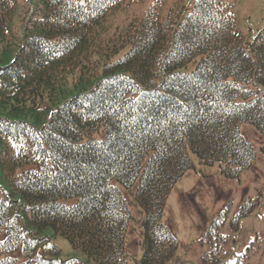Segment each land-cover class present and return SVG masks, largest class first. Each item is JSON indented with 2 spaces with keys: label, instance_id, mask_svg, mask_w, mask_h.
Wrapping results in <instances>:
<instances>
[{
  "label": "trees",
  "instance_id": "16d2710c",
  "mask_svg": "<svg viewBox=\"0 0 264 264\" xmlns=\"http://www.w3.org/2000/svg\"><path fill=\"white\" fill-rule=\"evenodd\" d=\"M142 1L0 0V264H79L50 229L88 264H138L117 183L137 186L139 264H168L163 215L191 152L228 175L254 164L241 125L264 133V29L247 45L226 0L113 23Z\"/></svg>",
  "mask_w": 264,
  "mask_h": 264
},
{
  "label": "rangeland",
  "instance_id": "374dc122",
  "mask_svg": "<svg viewBox=\"0 0 264 264\" xmlns=\"http://www.w3.org/2000/svg\"><path fill=\"white\" fill-rule=\"evenodd\" d=\"M153 0L134 4L114 16L113 23L122 25L142 15ZM175 0H161L164 14ZM191 5L194 0H182ZM232 6L238 30L247 45L264 29V0H226ZM152 3V4H151ZM15 15L13 24L18 23ZM194 64L189 66L192 69ZM241 134L254 147V164L236 175H228L220 163L202 162L191 152L194 167L172 188L163 215L164 222L178 240L176 256L168 264H264V133L255 125L244 123ZM133 217L126 236V250L132 262L140 263L144 236V212L135 194L137 186L125 188ZM70 202H73L71 200ZM50 239L61 248V258L71 257L88 264L85 255L73 248L64 236L50 229Z\"/></svg>",
  "mask_w": 264,
  "mask_h": 264
},
{
  "label": "snow or ice",
  "instance_id": "6c2138e0",
  "mask_svg": "<svg viewBox=\"0 0 264 264\" xmlns=\"http://www.w3.org/2000/svg\"><path fill=\"white\" fill-rule=\"evenodd\" d=\"M82 2H83V0H82ZM198 2H199V0H198Z\"/></svg>",
  "mask_w": 264,
  "mask_h": 264
}]
</instances>
